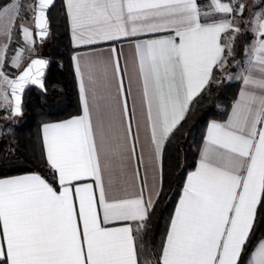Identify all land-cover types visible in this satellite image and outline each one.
<instances>
[{
  "label": "snow or ice",
  "instance_id": "6c2138e0",
  "mask_svg": "<svg viewBox=\"0 0 264 264\" xmlns=\"http://www.w3.org/2000/svg\"><path fill=\"white\" fill-rule=\"evenodd\" d=\"M53 4L0 3L5 120L22 115L25 85L44 88L48 64L31 59L9 78L4 69L12 31L18 26L27 51L34 52L33 36L42 42L48 35ZM65 7L76 48L169 33L135 44L145 143L135 99L132 107L128 103L133 77L126 87L117 49L107 58L73 55L82 114L43 125L47 166L59 189L39 174L0 178V264H245L258 206L264 205V11L249 20L254 43L239 77L240 98L226 124H209L199 166L156 246L149 222L161 191L145 195L148 169L159 166L164 144L214 81V69L227 65L225 49L231 56L246 5L211 0V11H205L198 0H65ZM22 9L32 13L35 33L28 23H17ZM224 34L227 44L221 42ZM23 55L17 49L11 67L19 70ZM137 180L138 192L113 195L117 185L135 187ZM110 224L116 226L106 227ZM247 264H264V240Z\"/></svg>",
  "mask_w": 264,
  "mask_h": 264
},
{
  "label": "trees",
  "instance_id": "16d2710c",
  "mask_svg": "<svg viewBox=\"0 0 264 264\" xmlns=\"http://www.w3.org/2000/svg\"><path fill=\"white\" fill-rule=\"evenodd\" d=\"M5 0H0L4 3ZM33 0H21L26 5ZM264 6L260 0L255 7ZM28 14L22 9L20 22ZM51 22L50 36L46 42V55L50 60L45 80V91L30 88L25 94L24 113L20 118H11L9 131L0 136V178L27 173H37L45 177L55 188H59L54 173L47 166L41 125L80 115V93L72 55V46L66 8L63 0H56L49 10ZM242 31L233 45L231 56L227 58V72L234 73L236 64L245 56V48L252 35L242 25ZM222 36V41L226 39ZM43 42V43H44ZM23 43L19 27L13 29L8 43L6 66L11 70V57ZM222 71L214 69V81L197 96L189 107L185 119L166 142L163 152V174L161 194L157 199L149 222V238L159 246L174 215L182 194L186 178L196 168L200 149L211 121H224L236 99L241 80H227ZM264 238V205L258 206L257 217L244 254L250 255L256 244Z\"/></svg>",
  "mask_w": 264,
  "mask_h": 264
},
{
  "label": "crops",
  "instance_id": "0c3cea01",
  "mask_svg": "<svg viewBox=\"0 0 264 264\" xmlns=\"http://www.w3.org/2000/svg\"><path fill=\"white\" fill-rule=\"evenodd\" d=\"M63 1H64V4H65V0H63ZM258 1H260V0H258ZM198 2H199L200 6H201V8L203 10L211 11V8H210L211 0H198ZM224 2H229V0H224ZM262 11H264V6L260 7V8L253 9V16L255 15V13L257 14V13H260ZM66 13H67V10H66ZM24 22L28 23V25H29V22L27 21V19ZM247 27L249 28V31L251 32L252 37H251L249 43L246 45L245 56H244V58L242 60H240L237 63L236 71L234 73H230L231 76H227V74H225V70H226V66H225V68L222 71L223 74H221V76L225 77L227 80H230V81L241 80V79H239V77H240L241 73H243L245 71V69L247 68V66H248V60H249V51L248 50L250 49L251 45L254 43V38H253V33L251 31V27L252 26L250 25V23H247ZM69 30H70V38H71V42H72L70 24H69ZM167 35H169V33H167V32L143 34V35H138V36H135V37H129V38H126V39H121V40H116V41H106V42H101V43L94 44V45L81 46V47H78V48L74 47L75 51H74L73 55H80L81 57L90 56V55H96V54H101L102 53L103 56L105 58H107L110 55V49L111 48L115 47L117 49V53L119 54V62H120L121 68L123 70H126V74L124 75V83H125L126 87L128 86V83H129V77L130 76L133 77L132 86H131L132 95L128 97V103H129V106L132 107L133 106V98L135 99L136 119L141 121V125H142L141 126V131H140V139H141V143L142 144L145 143V132H144V128H143L144 117L142 116V98H141V94H140V88H139V85H138V83L136 81V70H137L138 62H137V57H136V52H135V44L137 42H141V41H144V40H147V39H155V38H160V37H164V36H167ZM22 36H23V34H22ZM221 42H222V44H227L228 43L227 40L225 42H223L222 39H221ZM24 43L25 42H24V37H23V43L20 46H22ZM73 55H72V57H73ZM226 55H227V48L225 49V56ZM73 66H74V70H75L74 62H73ZM75 73H76V71H75ZM76 78H77V76H76ZM77 82H78V88H79L78 79H77ZM243 87H244V85H243V82L241 80V87H240V90H239V93H238L236 99L234 100V102L232 104V107H233L234 103L240 98L239 94H240V91L243 89ZM232 107H231V109L229 111V114H228L227 118L224 121H216V120H214V121H211L209 124H211L213 122L226 124L228 122V118L232 114ZM81 114H82V112H81ZM71 118L72 117H70L68 119H71ZM65 120H67V119H65ZM63 121L64 120L56 121V122H47V123H59V122H63ZM44 124L45 123H43L41 125L42 137H43V125ZM209 124H208V126H209ZM133 127H135V123L133 124ZM207 130H208V127H207ZM206 136H207V131H206L205 138H206ZM204 141H205V139H204ZM165 144H164V147H165ZM164 147H163V151H162V155H161V160H160L159 166L156 167L155 169L152 168V167H149V169H148V172H147L148 188L145 190V195L146 196L148 194V191H156V190H160L161 191V188H162V174H163V152H164ZM203 148H204V142H203L202 147L200 149V154H201V151L203 150ZM138 150H139V148H138ZM145 158L147 159V145H145ZM199 163H200V155H199V159H198L196 168L194 170L190 171L188 176L196 171L197 167L199 166ZM135 166L136 165H135V162H134V167ZM139 170H140L141 176L143 177L144 176L143 167H140ZM28 174H37V173H27V174H21V175H28ZM15 176H17V175H15ZM188 176H187V178H188ZM1 178H4V177H1ZM42 178L47 180L43 176H42ZM187 178H186L185 184L187 183ZM185 184H184V186H185ZM141 187H142V181L141 180H137L136 181L135 187L131 186V184L126 185V186L125 185H117L115 187V189H114L113 195L124 196L125 194H131L133 192H138L141 189ZM125 188L127 189V192H125ZM183 194H184V188H183L182 194L180 196V199L183 196ZM180 199H179V201H180ZM179 201H178L177 205L179 204ZM177 205H176V207H177ZM174 214H175V212H174ZM101 215H102V212H101ZM112 226H116V225H111V224L110 225H106V227H112ZM262 240H264V238L261 239L260 241H262ZM259 242L256 244V246H258ZM255 247H254V249L252 251L255 250ZM249 257H250V255L246 258L245 264H247V261H248Z\"/></svg>",
  "mask_w": 264,
  "mask_h": 264
},
{
  "label": "rangeland",
  "instance_id": "374dc122",
  "mask_svg": "<svg viewBox=\"0 0 264 264\" xmlns=\"http://www.w3.org/2000/svg\"><path fill=\"white\" fill-rule=\"evenodd\" d=\"M242 2L246 5V11L244 13V18L242 20H240L239 23H240L241 28H242V25H244L245 28H247L249 30V28L247 27V23H249V20L253 16V9L256 8L255 5L259 1L258 0H242ZM24 13L28 14L26 17H27V21L29 22V27L35 33L34 25L31 23L32 13L30 11H24ZM33 40H34V43H33L32 47L35 49L34 52H28L27 51L28 46L25 43L18 48V49H24V55H23V59L21 62V68L18 70L16 68L11 67L10 71L4 70L6 72V74L9 76V78H14L16 76V74L19 71H21V69H23V67L26 65V63L32 57H34L36 55H39V56H45L46 55V44H45L46 42L38 44L35 34L33 36ZM3 42H5V38L0 37V43H3ZM8 43H9V41H8ZM227 68H228V65H226L225 74H227V76H231V74L229 72H227ZM5 115H7V112H0V136L2 134H4L5 132L9 131V127H10L11 119H7V120L3 119L2 117Z\"/></svg>",
  "mask_w": 264,
  "mask_h": 264
},
{
  "label": "water",
  "instance_id": "95a60500",
  "mask_svg": "<svg viewBox=\"0 0 264 264\" xmlns=\"http://www.w3.org/2000/svg\"><path fill=\"white\" fill-rule=\"evenodd\" d=\"M55 3H56V0H54V4H53V6L55 5ZM53 6H51V7L49 8V10H50ZM49 10H48V12H47V16H48V35L43 39L42 42H41L40 38H39L38 36L35 35L38 44L43 43V42L46 41V40L49 38V36H50V26H51V22H50L49 15H48ZM34 30H35V28H34ZM34 58H41V59H45V60L48 61L47 67L44 69V75L41 77V80L43 81V84H44V88L41 89V88L39 87V85H32V84H27V85H25L23 92L20 93V96H21V106H22V115H23V113H24V110H23V104H24V100H25V94H26V92H27L30 88H32V87L37 88L38 90H40V91H42V92L45 91V80H46V77H47V74H48V70H49V66H50V60H49L47 57H45V56H39V55H36V56L32 57L31 59H34ZM31 59L26 63V65H25L24 67L27 66V64L31 61ZM24 67H23V68H24ZM22 70H23V69H21V71H22ZM19 72H20V71H19ZM19 72L16 74V76L19 75ZM16 76H15V77H16ZM15 77H14V78H15ZM9 93H10V90H9ZM22 115L14 116V118H20Z\"/></svg>",
  "mask_w": 264,
  "mask_h": 264
}]
</instances>
